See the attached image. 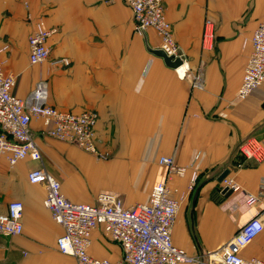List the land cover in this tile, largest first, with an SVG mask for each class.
<instances>
[{
  "label": "crops",
  "instance_id": "0c3cea01",
  "mask_svg": "<svg viewBox=\"0 0 264 264\" xmlns=\"http://www.w3.org/2000/svg\"><path fill=\"white\" fill-rule=\"evenodd\" d=\"M164 6L183 60L177 69L152 53L160 49L159 36L153 29L136 32L124 0H0V64L16 78L14 93L25 99L40 83L50 106L96 112V144L106 156L100 160L51 138V121H32L42 161L11 165L0 158V215L11 202L24 204L22 232L0 235V264H76L57 248L63 228L45 206V186L28 180L29 172L41 166L73 202L95 204L107 190L131 207L148 202L161 177L160 157H174L188 172L176 178L173 196L188 192L194 173L197 180L172 238L200 264L252 217L264 224V160L240 152L252 139L264 147V84L238 98L264 0H165ZM209 20L212 36L206 44ZM39 24L54 34L49 58L32 65L29 38ZM225 171L238 185L230 197L222 194L219 181ZM249 196L258 202L245 205ZM90 253L114 261L121 257L119 245L101 228L93 233ZM241 255L264 261V230Z\"/></svg>",
  "mask_w": 264,
  "mask_h": 264
},
{
  "label": "built area",
  "instance_id": "2783aa9c",
  "mask_svg": "<svg viewBox=\"0 0 264 264\" xmlns=\"http://www.w3.org/2000/svg\"><path fill=\"white\" fill-rule=\"evenodd\" d=\"M114 3L117 0H103ZM132 10L135 30L143 34L153 29L160 38V49L168 56L181 58L180 47L175 41L172 27L166 18L165 0H124ZM206 44L212 36V21L207 22ZM54 31L39 24L29 38L30 64L45 62L50 56L49 39ZM251 52L248 57L243 79L238 90V98H247L264 84V17L259 22L250 39ZM54 64L68 60H55ZM16 78L6 75L0 64V158L9 164L31 159L42 161L41 150L31 133L33 120L51 121L47 135L53 139L78 146L82 150L102 156L95 138L98 114L93 111L80 113L62 111L48 104V92L43 84L25 98L14 93ZM247 159L258 162L264 160V147L255 139L240 147ZM103 158V157H102ZM101 160V159H100ZM161 177L150 192L147 203L127 207L123 198L112 191H101L95 204L71 201L62 192L59 180L44 167L33 169L28 174L32 184H42L46 188L45 206L53 220L63 228L57 239V248L64 255L73 256L76 264H200L199 257L190 256L184 249L175 246L173 228L180 208L195 187L197 174L194 173L188 192L178 193L176 178H183L187 168L176 164L174 157L162 156L158 160ZM222 190L232 192L237 183L228 177L221 181ZM258 202L249 196L245 205ZM24 204L11 202L8 211L0 215V235L13 236L22 232ZM101 228L105 236L119 245L121 257L118 260L94 257L90 253L93 233ZM264 224L259 217H252L240 226L236 235L222 248L210 252L207 264H264L256 257L245 258L241 250L250 244L262 231Z\"/></svg>",
  "mask_w": 264,
  "mask_h": 264
},
{
  "label": "water",
  "instance_id": "95a60500",
  "mask_svg": "<svg viewBox=\"0 0 264 264\" xmlns=\"http://www.w3.org/2000/svg\"><path fill=\"white\" fill-rule=\"evenodd\" d=\"M152 53H154L155 55L161 57L164 59V61L166 62V64L173 68V69H177L179 68L182 64H183V60L181 58H175L174 56H168L163 50L161 49H157V50H151ZM264 107V105H263ZM229 174L228 171H225L223 174H221V176L219 177V181H223L226 176ZM232 191L225 189L223 191L222 194H224L226 197H230L232 195Z\"/></svg>",
  "mask_w": 264,
  "mask_h": 264
},
{
  "label": "rangeland",
  "instance_id": "374dc122",
  "mask_svg": "<svg viewBox=\"0 0 264 264\" xmlns=\"http://www.w3.org/2000/svg\"><path fill=\"white\" fill-rule=\"evenodd\" d=\"M165 14H166V11H165ZM167 18V17H166ZM168 20V19H167ZM262 20V19H261ZM260 20V21H261ZM171 24V23H170ZM171 27H172V25H171ZM173 32V31H172ZM174 35V34H173ZM55 61V60H54ZM11 76V75H10ZM37 87V86H36ZM67 143V142H66ZM70 144V143H69ZM71 145H73V144H71ZM76 146V145H75ZM78 147V146H77ZM82 150V149H81ZM84 151V150H83ZM84 152H86V151H84ZM86 153H88V152H86ZM88 154H91V153H88ZM91 155H94V154H91ZM96 158H98L99 156H96V155H94ZM103 157V158H102ZM100 159H104L106 156H102ZM99 159V158H98ZM159 168V167H158ZM121 198H123L122 196H121ZM123 200H124V198H123Z\"/></svg>",
  "mask_w": 264,
  "mask_h": 264
},
{
  "label": "bare ground",
  "instance_id": "6f19581e",
  "mask_svg": "<svg viewBox=\"0 0 264 264\" xmlns=\"http://www.w3.org/2000/svg\"><path fill=\"white\" fill-rule=\"evenodd\" d=\"M185 67V66H184ZM183 69V68H182ZM185 69V68H184ZM185 71V70H184ZM183 71H180V73L182 74Z\"/></svg>",
  "mask_w": 264,
  "mask_h": 264
}]
</instances>
